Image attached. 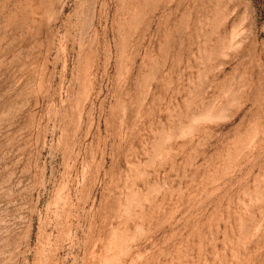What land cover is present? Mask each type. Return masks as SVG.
<instances>
[{"label":"rangeland","instance_id":"obj_1","mask_svg":"<svg viewBox=\"0 0 264 264\" xmlns=\"http://www.w3.org/2000/svg\"><path fill=\"white\" fill-rule=\"evenodd\" d=\"M0 264H264V0H0Z\"/></svg>","mask_w":264,"mask_h":264}]
</instances>
